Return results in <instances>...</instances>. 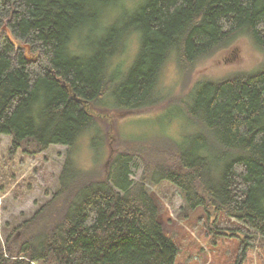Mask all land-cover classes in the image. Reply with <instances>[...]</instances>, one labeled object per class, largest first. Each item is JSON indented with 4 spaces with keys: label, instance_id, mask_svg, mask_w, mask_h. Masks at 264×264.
Here are the masks:
<instances>
[{
    "label": "trees",
    "instance_id": "trees-1",
    "mask_svg": "<svg viewBox=\"0 0 264 264\" xmlns=\"http://www.w3.org/2000/svg\"><path fill=\"white\" fill-rule=\"evenodd\" d=\"M122 1L0 0V135L13 147L72 149L100 131L98 109L153 106L172 58L189 69L247 39L263 61L198 83L186 114L196 131L169 150V166H148L139 182L130 180L134 153L112 155L95 175L69 151L51 199L20 225L19 239L0 243V264H175L179 247L144 182L173 185L188 210L234 219L252 232L242 229L245 247L264 246V0H140L103 24ZM131 34L138 50L121 70L115 58Z\"/></svg>",
    "mask_w": 264,
    "mask_h": 264
},
{
    "label": "rangeland",
    "instance_id": "rangeland-1",
    "mask_svg": "<svg viewBox=\"0 0 264 264\" xmlns=\"http://www.w3.org/2000/svg\"><path fill=\"white\" fill-rule=\"evenodd\" d=\"M139 2L122 1V10L108 12L103 24L131 11ZM101 36L95 35L98 39ZM137 50L138 41L131 34L119 57L115 58L116 67L124 65V70L128 69ZM26 55L29 56V51ZM262 61V53L247 39L239 40L189 69L181 70L172 58L161 72L156 104L142 110L119 112L120 115L115 111L113 116L107 113L112 110L98 109L100 131L84 136L72 149L51 146L39 151L26 142L16 148L12 146L11 137L0 135L1 245L4 247L7 238L19 239L20 225L51 199L69 151L78 169L95 175H104L110 156L119 152L134 153L137 157L131 165L130 180L139 182L148 166L150 170L162 164L169 166V150L196 131L192 123L187 122L186 114L190 95L198 83L219 81L237 72H252ZM105 112L107 116L103 115ZM138 156L149 158L144 157L143 161ZM144 185L159 207L164 231L179 247L175 264H264V246L259 239L248 241L252 232L247 227L210 208L188 210L183 194L169 183L144 182ZM242 229L247 231L248 247L243 245Z\"/></svg>",
    "mask_w": 264,
    "mask_h": 264
},
{
    "label": "water",
    "instance_id": "water-1",
    "mask_svg": "<svg viewBox=\"0 0 264 264\" xmlns=\"http://www.w3.org/2000/svg\"><path fill=\"white\" fill-rule=\"evenodd\" d=\"M1 31H3V32L6 33L7 37H8L9 40H10V42H11L14 46H16L17 48L20 47L19 43L16 42V41L13 39L11 33L9 32V30H8L6 27H3ZM0 34H1V33H0ZM22 47H23V46H22ZM26 48H27V47H26ZM109 159H111V156L109 157ZM107 164H108V161H107Z\"/></svg>",
    "mask_w": 264,
    "mask_h": 264
}]
</instances>
